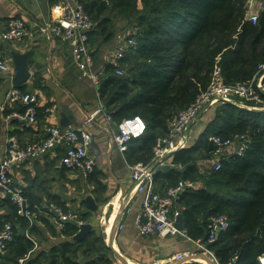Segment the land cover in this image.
Segmentation results:
<instances>
[{
    "label": "trees",
    "instance_id": "trees-1",
    "mask_svg": "<svg viewBox=\"0 0 264 264\" xmlns=\"http://www.w3.org/2000/svg\"><path fill=\"white\" fill-rule=\"evenodd\" d=\"M84 6L95 23L89 35L101 33L106 41L116 35L109 26L111 10L116 17L134 16L127 36L136 44L122 59L124 66L129 63L127 74H116L106 62L97 84L99 99L115 124L134 115L147 123L145 133L133 137L124 152L131 164L152 159L157 137L207 88L215 66L226 82L236 83L249 81L264 62V7L253 23L247 17L248 0H86ZM225 108L223 116L209 123L207 128L214 130L206 129L203 142L173 152V163L186 169L173 170L167 186L180 179L196 182V188L185 189L177 199L185 233L194 240L206 241L210 216L227 215L230 227L207 244L220 264H258L264 254V110L231 103ZM241 133L251 136L243 155L232 154L219 169L208 164L213 134L229 138ZM201 149L204 158L196 155ZM160 173H154L155 180ZM19 218L27 229L28 220ZM11 225L12 261L19 264V256L34 248V224L28 229L32 239L26 229L16 235ZM71 228L76 231L78 225L72 222Z\"/></svg>",
    "mask_w": 264,
    "mask_h": 264
},
{
    "label": "crops",
    "instance_id": "crops-1",
    "mask_svg": "<svg viewBox=\"0 0 264 264\" xmlns=\"http://www.w3.org/2000/svg\"><path fill=\"white\" fill-rule=\"evenodd\" d=\"M60 1L0 0V35L7 30L10 20L21 18L25 22V32L19 40H1V48L11 69L0 70V155L7 153L11 136L26 144L43 138L51 124L61 128L62 114L72 121L63 130L81 125L91 114L94 117L87 128L92 134L89 152L95 158L96 166L88 176L61 163L65 152L62 144L42 156L15 163L10 169L13 182L37 206L31 230L36 245L24 257V264H123L117 254L124 257L128 264H165L169 257L183 251L192 252L190 260L184 264H215L213 257L200 249L185 232L161 237L158 234L143 235L137 230L135 219L142 207V194L136 192L131 179V163L113 140L116 124L107 119L106 111L102 109L97 85L77 67L70 43L61 40L51 29L55 22L53 6ZM261 3L263 1L259 0ZM116 22L117 32L121 25L118 26L119 20ZM127 35L118 32L107 41L101 33L89 35L97 71L104 67L116 45ZM30 50L33 51V62L30 64L32 76L20 89L37 96L39 110L34 124L15 116L23 112V103L5 98L7 91L15 87L12 83L14 69L11 52ZM50 106H55L52 113L46 112ZM214 116L212 107L206 108L187 128L183 137L184 146L178 150L203 142L206 129L214 130L207 128ZM173 154H168L162 163L154 167V173H164H160L162 176L155 180L156 188L161 192L173 170L184 172L186 169L173 163ZM88 196L93 198L96 209L87 201ZM50 203L61 206L65 211L78 213L83 223H91L92 228L82 237L75 238L80 231L79 224L73 223L78 225L76 231L71 228L72 222L62 226L55 224L46 209ZM117 207L119 211L114 221L119 218L124 226L112 237L105 230ZM124 211L123 216L118 215ZM17 214L16 205L0 193V229L4 223L11 221L16 235H22L26 228L24 220ZM10 243L0 252V264H14L15 242L13 246Z\"/></svg>",
    "mask_w": 264,
    "mask_h": 264
},
{
    "label": "built area",
    "instance_id": "built-area-1",
    "mask_svg": "<svg viewBox=\"0 0 264 264\" xmlns=\"http://www.w3.org/2000/svg\"><path fill=\"white\" fill-rule=\"evenodd\" d=\"M86 0H61L53 6L55 22L51 29L61 40L68 41L72 47L73 58L77 67L87 74L92 82L97 85L104 67L99 71L95 68V59L89 46V32L95 26L94 21L85 9ZM263 1V0H262ZM249 11L247 17L256 23L258 12L264 7L259 0H248ZM25 32V22L21 18H14L9 21L8 28L0 35V70L9 71L11 64L5 58L1 48V40H19ZM136 41L126 36L119 42L108 63L115 67V73L124 75L122 59L127 50L134 46ZM264 94V62L258 65L253 77L247 82L228 83L225 81L221 68L215 66L211 81L207 88L195 98L193 102L179 110L169 125L165 134L159 135L153 147V157L148 162L138 161L129 164L131 179L135 183L136 192L142 194V207L136 215L135 226L143 235L158 234L161 237L184 233L176 226V220L181 215V210L176 206L179 195L185 189H194L196 182L180 179L177 183L167 186L164 191H159L155 185L154 167L163 162L164 158L184 146L183 137L187 128L197 119L199 114L221 100L231 102V99H239L245 103L261 101ZM7 101H18L25 105V111L16 113L15 116L27 120L30 124L37 121V96L25 92L17 87L10 88L5 96ZM245 105V104H243ZM248 105H246L247 107ZM55 106L46 108V112L52 113ZM103 111L104 106L102 105ZM111 121L108 112L105 113ZM93 115L85 117L83 123L74 128L63 130L57 124H51L46 129V135L38 140L21 144L15 136L9 138L8 151L0 155V193L5 195L17 207L20 216L28 220L25 234L30 237L28 229L34 224L37 206L32 204L24 193V190L15 184L10 175L11 167L18 162L30 160L42 156L58 144L65 146V152L61 163L67 168H76L84 176L94 171L96 166L95 158L90 154L89 148L92 141V134L87 128L92 122ZM147 130V123L140 115L123 118L113 130V140L118 150L124 153L133 137L141 136ZM212 143L211 158L208 164L219 169L222 162L232 154L243 155L251 144V136L248 133L236 134L233 137L223 138L218 134L210 137ZM46 209L55 224L62 226L66 222L77 224L83 223L78 213L65 211L61 206L50 203ZM124 212L118 215L123 216ZM124 224L115 221L109 234L114 236L123 228ZM209 231L206 241L195 240L198 247L208 255L212 256L215 264H220L213 250L207 247L208 243L216 241L221 231L230 227L227 215L209 217ZM13 238V228L8 222L0 229V252L5 250L6 244ZM32 239V237H30ZM112 239V238H111ZM36 245L34 239H32ZM110 240V239H109ZM109 244V243H108ZM192 252H177L167 259L165 264H184L188 262ZM26 258H20L19 264H24ZM264 259V254L258 257V264ZM164 264V263H157Z\"/></svg>",
    "mask_w": 264,
    "mask_h": 264
},
{
    "label": "water",
    "instance_id": "water-1",
    "mask_svg": "<svg viewBox=\"0 0 264 264\" xmlns=\"http://www.w3.org/2000/svg\"><path fill=\"white\" fill-rule=\"evenodd\" d=\"M32 54H33V51H31V50L26 51V52H17V51L11 52V56H12V60H13V69H14V75L12 78V83L17 88H22L28 82V80L31 79L32 74H31V70H30V64H32V62H33L32 57H31ZM200 115L201 114H199L197 116V118ZM62 116H63V118L61 120V129H63L66 126H69L72 122L70 117H67L65 114H62ZM209 150H212V143L211 142L209 144ZM87 201L89 202V204L94 209L97 208V205L95 204V202L93 201V198L91 196H88ZM118 222H119V218L116 220L115 224ZM176 226L180 230H184L183 215L182 214L177 217ZM79 227H80V231L75 236V238H80L85 233L90 231V229L92 228V224L89 222H84V223L79 224ZM108 246L111 247L110 244H108ZM117 256L123 264H128V262L126 261V259L124 257H122L119 254H117Z\"/></svg>",
    "mask_w": 264,
    "mask_h": 264
},
{
    "label": "rangeland",
    "instance_id": "rangeland-1",
    "mask_svg": "<svg viewBox=\"0 0 264 264\" xmlns=\"http://www.w3.org/2000/svg\"><path fill=\"white\" fill-rule=\"evenodd\" d=\"M114 10H111V16H112V22L110 23V28H115V29H118V27L116 26L117 25V20H119V25H121L120 27V30H118L116 33L120 32V33H124L125 34H130V32L132 31V25H131V22L132 20L134 19V16L133 15H130V16H125V17H116L114 15ZM114 21V24H112ZM128 66H129V63H127L123 69H124V74H127V69H128ZM227 103H231V104H234L235 106H240V107H246V105H248L246 108H249V109H254V110H264V100H261V101H254L252 100L251 102H248V103H245L244 101L242 100H239V99H234L232 98L231 99V102H227V100H221V101H218L217 103L215 104H212L211 107H212V110L215 112V116L213 117V120H216L218 115L221 113V116H223V108H225L227 106ZM245 104V105H243ZM226 110V108L224 109ZM203 113V112H202ZM205 149H201V151H199L196 155L200 158H204V156H206L205 154Z\"/></svg>",
    "mask_w": 264,
    "mask_h": 264
},
{
    "label": "bare ground",
    "instance_id": "bare-ground-1",
    "mask_svg": "<svg viewBox=\"0 0 264 264\" xmlns=\"http://www.w3.org/2000/svg\"><path fill=\"white\" fill-rule=\"evenodd\" d=\"M120 207V206H119ZM119 207L115 208V210L113 211V213L111 214V217L109 218V220L107 221V224H106V233L107 235L109 236L110 232H111V229H112V225L114 223V220H115V217L119 211ZM260 264H264V259L261 261Z\"/></svg>",
    "mask_w": 264,
    "mask_h": 264
}]
</instances>
